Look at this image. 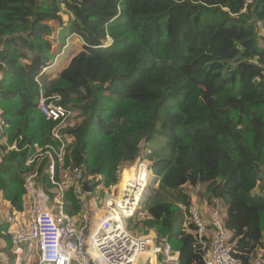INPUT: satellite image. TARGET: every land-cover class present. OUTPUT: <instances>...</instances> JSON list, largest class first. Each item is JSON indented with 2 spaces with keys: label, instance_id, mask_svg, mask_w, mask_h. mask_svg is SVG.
<instances>
[{
  "label": "trees",
  "instance_id": "1",
  "mask_svg": "<svg viewBox=\"0 0 264 264\" xmlns=\"http://www.w3.org/2000/svg\"><path fill=\"white\" fill-rule=\"evenodd\" d=\"M245 7L246 0H0V112L8 145L19 149L0 145V199L23 208V163L35 143L53 141L55 123L37 107L38 77L75 112L64 129L74 138L66 166L82 168L94 190L117 184L138 157L152 163L158 186L151 182L144 196L145 223L180 242L181 264H206L195 224L185 226L188 185H205V197L226 209L234 255L264 262V0ZM71 38L81 49L49 78L44 69Z\"/></svg>",
  "mask_w": 264,
  "mask_h": 264
},
{
  "label": "built area",
  "instance_id": "2",
  "mask_svg": "<svg viewBox=\"0 0 264 264\" xmlns=\"http://www.w3.org/2000/svg\"><path fill=\"white\" fill-rule=\"evenodd\" d=\"M251 1L246 0L244 12ZM36 80L38 110L46 121L55 123L53 141L35 143L23 163V208L0 199L5 207L0 208L1 234L9 239L0 237V264H7L10 257L14 264H25L32 256L37 257L34 264H181L179 252L167 237L155 232L139 236L129 229V220L138 213L151 185L152 163L138 157L121 169L122 182L104 188L105 197H99L82 168L66 166V150L74 138L64 129L75 112L61 104L60 95H47L45 84ZM6 127L0 112V144L4 145H8ZM12 149L19 150L16 144L8 145L7 150ZM4 154L0 153V164ZM203 202L206 208H190L188 222L196 226L193 234L204 250L206 264H245L234 255V234L225 227L220 207L208 206L206 199ZM207 214L213 218L212 228L205 221ZM249 264L264 262L257 258Z\"/></svg>",
  "mask_w": 264,
  "mask_h": 264
},
{
  "label": "rangeland",
  "instance_id": "3",
  "mask_svg": "<svg viewBox=\"0 0 264 264\" xmlns=\"http://www.w3.org/2000/svg\"><path fill=\"white\" fill-rule=\"evenodd\" d=\"M61 41H63V43L65 42L64 40H61ZM66 42H67L66 46H64V49L62 50V52L57 55L54 66L49 67L47 69V70H49V72H48V77L49 78L56 76L57 72L61 68H63V66H66L68 64V62L70 61V58H71V55H70L71 52H75V51H78V50L81 49V42L78 41L77 38H71V39L67 40ZM110 42H112V40ZM70 48H72V50ZM60 50H61V48L58 51H60ZM76 113H79V112L77 111ZM120 182H122V178H121V180H119L118 184H120ZM151 182L153 183V185H152L153 188L158 186V181L157 180L155 181V174H153ZM148 189H147V191L145 193L146 196L152 193V189H149V190ZM205 189H206L205 185H198L197 187H191V186L188 185V186L185 187V190L190 194V197L192 198V203L190 205V208L193 205H201L202 207L206 208V202H203L204 199H206V201L208 203V206H213L214 201L210 202V200L207 197H205V196H207L204 193L206 191ZM150 190H151V192H150ZM95 191L97 192L96 194L99 197H103V198L105 197V193L104 192L101 193L98 190H95ZM143 199L144 200L141 203V206H140V209H139L138 213L136 214L134 219H132V220L130 219L129 220V222H130L129 223L130 231L133 232L136 235H139V236L147 234V233H150V232H155L159 236H162L161 234H159V232L157 231L156 228L149 229L148 225L145 223V220L149 218V213L146 210V200L147 199H146V197L145 198L143 197ZM179 204L182 206L181 202ZM99 206H103V204L101 202V198H99ZM0 208H2V209L5 208L3 203L0 204ZM190 208H189L188 211H184V214L187 217L186 225H188V223H189L188 222L189 221L188 217L190 216ZM9 212H7V213H9ZM220 212H221L222 217L224 219V217L226 216V209H220ZM205 221H206L207 225L210 228H212L213 218L211 217V215L207 214ZM179 232H180V229H179ZM171 243L173 244V246H175V249L180 245V242L177 241V240H171ZM263 244H264V239H263ZM260 254L261 255L264 254V249L260 252ZM36 260H37V257L36 256H32L28 260H26L25 264H34ZM7 264H14V257H10L8 259V261H7Z\"/></svg>",
  "mask_w": 264,
  "mask_h": 264
},
{
  "label": "water",
  "instance_id": "4",
  "mask_svg": "<svg viewBox=\"0 0 264 264\" xmlns=\"http://www.w3.org/2000/svg\"><path fill=\"white\" fill-rule=\"evenodd\" d=\"M253 23H261L260 19L258 18V16L254 13L253 15V20H252ZM86 189L88 190H92V187L90 185H86Z\"/></svg>",
  "mask_w": 264,
  "mask_h": 264
},
{
  "label": "crops",
  "instance_id": "5",
  "mask_svg": "<svg viewBox=\"0 0 264 264\" xmlns=\"http://www.w3.org/2000/svg\"><path fill=\"white\" fill-rule=\"evenodd\" d=\"M63 67H64V66H63ZM215 205H217V203H216Z\"/></svg>",
  "mask_w": 264,
  "mask_h": 264
},
{
  "label": "clouds",
  "instance_id": "6",
  "mask_svg": "<svg viewBox=\"0 0 264 264\" xmlns=\"http://www.w3.org/2000/svg\"><path fill=\"white\" fill-rule=\"evenodd\" d=\"M55 64V63H54ZM54 66V65H53Z\"/></svg>",
  "mask_w": 264,
  "mask_h": 264
}]
</instances>
